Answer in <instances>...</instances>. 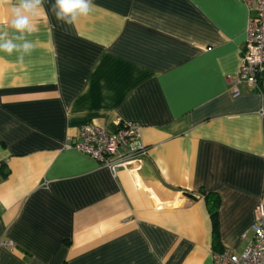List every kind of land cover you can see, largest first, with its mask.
Segmentation results:
<instances>
[{"label":"crops","instance_id":"obj_1","mask_svg":"<svg viewBox=\"0 0 264 264\" xmlns=\"http://www.w3.org/2000/svg\"><path fill=\"white\" fill-rule=\"evenodd\" d=\"M15 3V0H12ZM45 13L24 63L0 53V264H213L264 202V70L238 85L242 0H93ZM12 5L0 0V24ZM139 124L136 170L64 148L88 123ZM219 197L218 239L204 195ZM245 236L242 237V234Z\"/></svg>","mask_w":264,"mask_h":264},{"label":"built area","instance_id":"obj_2","mask_svg":"<svg viewBox=\"0 0 264 264\" xmlns=\"http://www.w3.org/2000/svg\"><path fill=\"white\" fill-rule=\"evenodd\" d=\"M249 17L245 28V39L240 64L232 78L231 93L237 95L238 85L245 83L251 88L258 85V77L264 70V0H242ZM113 131L88 123L77 128L74 137H68L64 148L87 154L113 175L119 168L136 170L144 149L133 150L130 142L139 136L140 126L136 122L116 119ZM254 219L250 225L251 239L237 254L224 248L213 254V264H264V202L253 209ZM245 233L242 234V237Z\"/></svg>","mask_w":264,"mask_h":264},{"label":"clouds","instance_id":"obj_3","mask_svg":"<svg viewBox=\"0 0 264 264\" xmlns=\"http://www.w3.org/2000/svg\"><path fill=\"white\" fill-rule=\"evenodd\" d=\"M10 7L9 19L0 24V53L16 57L23 64L30 56L36 44L29 36L38 31L35 21L45 13V0H7ZM93 0H54L50 11L62 25L74 26L81 18L89 16L95 9ZM259 99L264 104V94Z\"/></svg>","mask_w":264,"mask_h":264},{"label":"trees","instance_id":"obj_4","mask_svg":"<svg viewBox=\"0 0 264 264\" xmlns=\"http://www.w3.org/2000/svg\"><path fill=\"white\" fill-rule=\"evenodd\" d=\"M3 175H0L2 178ZM204 200L206 204V208L209 213L210 221H211V231H212V238L214 240L218 239V232H217V211L219 207V197L214 193H208L204 195Z\"/></svg>","mask_w":264,"mask_h":264}]
</instances>
